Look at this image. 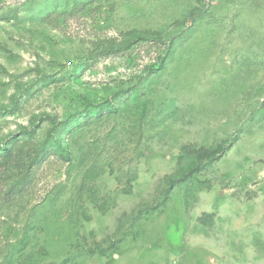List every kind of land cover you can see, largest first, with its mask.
<instances>
[{"label":"rangeland","instance_id":"1","mask_svg":"<svg viewBox=\"0 0 264 264\" xmlns=\"http://www.w3.org/2000/svg\"><path fill=\"white\" fill-rule=\"evenodd\" d=\"M0 264H264V0H0Z\"/></svg>","mask_w":264,"mask_h":264},{"label":"trees","instance_id":"2","mask_svg":"<svg viewBox=\"0 0 264 264\" xmlns=\"http://www.w3.org/2000/svg\"><path fill=\"white\" fill-rule=\"evenodd\" d=\"M84 3H85V2H81L82 5H84ZM13 17H16V14H15V13H14V14H9V15H7V18H8V19L13 18ZM139 39H140V38H139ZM143 39H146V38H141L140 40H143ZM151 40L154 41V39H151ZM157 41L160 42L161 40L158 39ZM160 43H163V44L166 45L167 47H166V50H165V54H164V56L162 57V59H161V61H160V64H159V68H158V69L164 67V58L167 57V56L171 53L172 48L175 46V45H174L175 42H173V40H169L168 43H167V42H160ZM166 43H167V44H166ZM125 46H128V45L125 44V45H119V46H117V47H109V48H111V50H112L113 52H115V51H119V50L126 49ZM122 48H123V49H122ZM107 101H108V100H107ZM107 101H105L106 104L104 105V107H106V108L108 107V108H109V112L114 111L115 107H114L111 103H110V104H107V103H108ZM101 107H102V105L98 106V108H101Z\"/></svg>","mask_w":264,"mask_h":264}]
</instances>
